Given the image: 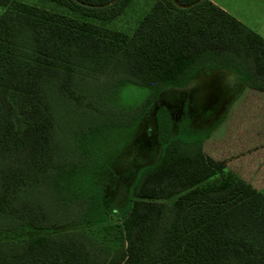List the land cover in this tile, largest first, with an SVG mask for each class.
Masks as SVG:
<instances>
[{
    "label": "trees",
    "instance_id": "16d2710c",
    "mask_svg": "<svg viewBox=\"0 0 264 264\" xmlns=\"http://www.w3.org/2000/svg\"><path fill=\"white\" fill-rule=\"evenodd\" d=\"M49 1L66 12L0 0V264H264V194L202 138L159 121L120 221L95 181L114 133L200 68L264 93V39L210 0H151L131 33L104 23L133 0ZM125 84L149 93L119 105Z\"/></svg>",
    "mask_w": 264,
    "mask_h": 264
},
{
    "label": "rangeland",
    "instance_id": "374dc122",
    "mask_svg": "<svg viewBox=\"0 0 264 264\" xmlns=\"http://www.w3.org/2000/svg\"><path fill=\"white\" fill-rule=\"evenodd\" d=\"M25 1L66 12L49 0ZM151 4V0H133L120 16L104 24L131 33ZM2 12L0 7V15ZM239 91L234 73L204 66L191 76L186 86L163 89L136 125L114 133L102 154L95 181L115 221H120L130 206L128 191L140 170L155 164L162 154L160 120L167 124L172 138H202L206 154L226 160L227 170L251 182L264 194V173L259 171L263 167L258 164L260 161L264 164V138L257 134L258 129L264 134V123L257 127L244 106L254 111L255 107L250 108L254 96L248 91L237 94ZM148 93L142 86L125 84L119 89L116 102L133 107ZM256 146L263 150V157L253 152Z\"/></svg>",
    "mask_w": 264,
    "mask_h": 264
},
{
    "label": "crops",
    "instance_id": "0c3cea01",
    "mask_svg": "<svg viewBox=\"0 0 264 264\" xmlns=\"http://www.w3.org/2000/svg\"><path fill=\"white\" fill-rule=\"evenodd\" d=\"M20 1L28 4H33L26 2L25 0H20ZM210 1L219 8H221L222 10H224L225 12H227L228 14H230L231 16H233L243 25H245L246 27L250 28L257 34H259L264 39V0H210ZM241 91L243 92L248 91L250 92V94H252V96H254L253 101L250 104V108L255 107L254 111L252 109L247 108L246 104L244 106L248 111V113L252 115V120L254 123L257 124L256 126L261 127V125L264 123V93L252 91L248 88H242L240 85V91L237 94H239ZM259 98H261L260 101L258 100ZM254 112H256L257 116L253 114ZM260 116L263 119H261ZM259 130L260 129L257 130V134L262 139L264 138V134L262 130L260 131ZM262 151L263 150L259 149L258 146H256V149H254L253 152L254 153L257 152L258 157H263L261 156ZM258 164H259V168L260 166L263 167L262 169L260 168L259 171L261 173H264V164H262L261 161Z\"/></svg>",
    "mask_w": 264,
    "mask_h": 264
},
{
    "label": "water",
    "instance_id": "95a60500",
    "mask_svg": "<svg viewBox=\"0 0 264 264\" xmlns=\"http://www.w3.org/2000/svg\"><path fill=\"white\" fill-rule=\"evenodd\" d=\"M115 0L111 1V2H114ZM174 3L178 6V7H181V8H187V7H190L191 4H188V5H184V4H181L179 3L177 0H173ZM109 4V3H108Z\"/></svg>",
    "mask_w": 264,
    "mask_h": 264
}]
</instances>
